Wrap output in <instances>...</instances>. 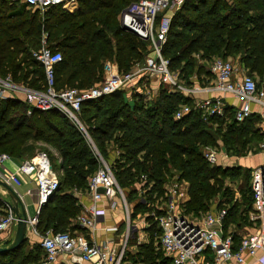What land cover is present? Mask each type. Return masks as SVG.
I'll use <instances>...</instances> for the list:
<instances>
[{
    "label": "trees",
    "instance_id": "1",
    "mask_svg": "<svg viewBox=\"0 0 264 264\" xmlns=\"http://www.w3.org/2000/svg\"><path fill=\"white\" fill-rule=\"evenodd\" d=\"M134 1L78 0V8L72 12L54 4L40 14L23 4L0 0V78L44 88L43 67L32 56L42 33L47 46L61 53L54 67L57 90L90 87L101 81L106 60L115 62L119 72L130 71L149 50L148 41L122 29L118 21L121 10ZM237 54L238 62L258 78L260 86L264 76V0H184L171 18L162 46V56L178 80L186 86L207 85L213 78L208 62L213 57L233 59ZM131 100L118 90L83 102L79 120L99 154L111 162L133 215L151 211L153 202L163 194L164 183L177 174V180L188 183L183 206L187 213L226 209L222 230L230 231L236 249L242 232L251 225V168L210 164L202 149L219 148L220 142L228 156L255 152L264 140L260 116L253 113L238 123L229 106L220 117L205 120L199 110L192 109L174 120L177 108L191 105L192 99L163 84L154 97L134 92ZM34 142L46 145L42 150L52 168L61 173L58 188L39 209L37 232H85L74 223L81 210L75 191L86 193L88 178L99 166L89 142L55 108L41 110L26 100L0 97V152L15 160L28 159L41 151ZM111 151L117 152L114 158ZM232 185H236L239 200ZM147 186L142 194L146 203H142L138 191ZM3 207L0 200V211ZM155 230V224L146 228L147 242L136 252L126 251L125 264H172L154 246ZM27 241L28 237L17 249L0 253V264H38L44 255L40 239L25 253Z\"/></svg>",
    "mask_w": 264,
    "mask_h": 264
},
{
    "label": "built area",
    "instance_id": "2",
    "mask_svg": "<svg viewBox=\"0 0 264 264\" xmlns=\"http://www.w3.org/2000/svg\"><path fill=\"white\" fill-rule=\"evenodd\" d=\"M10 1L23 4L27 8L37 9L40 14L54 4H60L63 9L72 12L78 4V0ZM183 1L137 0L121 10L118 16L119 24L122 22L134 30L137 36L149 42L148 53L142 62L135 64L128 72H119L115 62L106 60L101 81L90 87H66L57 90L54 86V67L61 60V53L47 46L46 34L42 33V45L32 51V56L43 67L44 88H28L23 84L13 83L9 77L0 78V97H13L15 93L21 92L25 94V100L38 109L55 108L83 134L95 153L99 166L88 178L86 189L91 202L88 206H82L74 223L91 235L97 228V221L105 215V209L99 207L97 202L106 199L109 201V207L113 208L115 205L113 198L118 195L124 209L123 230L118 231L117 226L109 228L118 232L120 246H116L114 240H104L102 244L96 243L84 232L47 231L44 235H40V245L44 255L38 264H50L58 255H68L70 264H125L123 260L125 253L131 252L127 246L137 247L147 242L146 228L152 224H155L157 229L153 233L154 246L169 258L172 264H227L229 262L246 264L245 254L251 256L254 263L264 264V165L251 169L249 186L252 192V203L248 212L251 225L242 232L240 244L233 249L232 234L230 231L224 233L222 230V220L226 209H214L199 215H189L183 207L185 202L180 197L182 188L187 182L177 180V174L164 183L163 194L153 202L151 211L137 212L133 215V208L129 207L125 193L114 176L111 162L99 154L86 128L79 120V111L83 102L118 90L123 91V96L128 101L134 92L147 98L154 97L158 89L154 91L152 87L147 88L146 85L153 84L154 79L169 90L175 88L192 99L191 105L182 104L177 108L173 115L174 120L181 119L192 109L199 110L205 120L212 116L220 117L230 106L225 100L226 96L241 102L239 106L233 108V119L236 122L244 121L253 113L260 116V113L253 111L250 105L255 103L264 107V76L258 86V78L249 74L238 60L213 57L208 62V71L213 78L204 86L183 85L176 73L169 70L168 60L162 56V46L166 41L171 18L180 9ZM140 82H144L145 85H140ZM201 92L213 93V95L197 98L195 95ZM258 148H264V142L260 143ZM216 150L209 146L202 149L203 157L210 164H215L220 157ZM37 153L31 158L17 160L14 163L15 159L7 153L0 152V168L6 162L14 163L6 176L2 171L0 172V179L13 187H18L22 184L21 176H28L33 184L36 210L32 216L27 217V229L29 227L35 234L39 209L58 188L61 175L52 168L45 151ZM222 155L226 158L232 157L228 156L225 150H222ZM140 179L145 181L146 176L141 174ZM99 188L103 191L98 192ZM148 188L149 186L138 191L142 203H146L142 194ZM147 217L152 220L148 222ZM16 220L10 207L4 214H0V235L8 239ZM139 228L145 231L140 230L137 233Z\"/></svg>",
    "mask_w": 264,
    "mask_h": 264
},
{
    "label": "crops",
    "instance_id": "3",
    "mask_svg": "<svg viewBox=\"0 0 264 264\" xmlns=\"http://www.w3.org/2000/svg\"><path fill=\"white\" fill-rule=\"evenodd\" d=\"M76 7L77 6H75V8ZM146 85L148 87H152V89L154 91H156L158 89V87L160 86L159 82H157V83L154 82L153 84H150V85L147 83ZM195 85L196 84H194V86ZM209 95H213V93L211 94V93L201 92V93H197L195 96L197 98H204V97H208ZM225 100L233 108L237 107L241 104V102L239 100H237L235 98H231L229 96H226ZM130 103H132V100ZM250 107L253 111L260 113L261 122L259 123V127L262 130H264V107H261L255 103H251ZM263 142H264V140L261 143H263ZM115 155H116V153L114 151H111V153H110L111 158H114ZM228 158H227L228 160H231L230 162H232L231 163L232 165H241V166L253 169L257 166L264 165V148H261V149L258 148L255 152H248L244 156H239V157H234V158L228 157ZM219 159H220V157H219ZM16 162H17V160H15L14 163H16ZM14 163L13 162L10 163L9 168L6 167V168L2 169V173L4 176L9 174V171L12 169ZM226 166H229V165H226ZM21 177H22V184L20 186H18V187H13L12 185L11 186L16 190V192L20 195V197L24 201V206H25L27 217H28V216H32L35 213L36 196L33 192V184H32V182H30L29 177L28 176H21ZM28 192H30V193H28ZM75 194H77L79 196L78 201H79L81 208L83 205L88 206L90 204L91 200H90V197L88 194H86V193L81 194L79 192H75ZM25 196L30 197L31 208H32L31 210L28 209V206L25 203ZM180 197L184 202L188 199V183H186V185L183 186ZM0 200L5 204V207H3L2 211H0V213H2L5 210H7V208L10 207V204H11V199H10L6 189L2 185H0ZM113 201L115 202V205L113 206V208L109 207V201L106 199H102L101 201L97 202V205L99 207H103L105 209V215H104V217H102L101 219H99L97 221V228L92 232L91 235L89 232H87V230L86 231L84 230L85 231L84 234H86L88 237H91L92 240H95L96 243H98L97 240L95 239L96 230L103 229L106 232H114L113 230L109 229V228H112V226L119 227L118 231L123 230L122 225H123V218H124V209H123L121 200L118 197V195H116V196H114ZM128 205H129V207H131V205L129 203H128ZM14 231H15V229H14ZM114 234H115V240L114 241L116 242L117 240H120L119 237L117 236L118 232H114ZM9 237H11V236H9ZM27 237L40 239V234L38 232L36 234L33 233L32 230L28 227ZM5 239H7L5 236L0 235V245L4 242ZM131 247H130V250H131V252H133L134 250H132ZM134 249H135V247H134ZM245 263L246 264H259L258 262L254 263V259L251 256H248L247 254H245ZM50 264H70L69 256L68 255H58L56 257V259L54 261H52ZM75 264H78V263H75ZM138 264H140V263H138ZM227 264H233V263L229 262Z\"/></svg>",
    "mask_w": 264,
    "mask_h": 264
},
{
    "label": "rangeland",
    "instance_id": "4",
    "mask_svg": "<svg viewBox=\"0 0 264 264\" xmlns=\"http://www.w3.org/2000/svg\"><path fill=\"white\" fill-rule=\"evenodd\" d=\"M78 8V4H77V7L74 9V10H76ZM73 10V11H74ZM41 37H42V35H41ZM41 37H40V39H39V43H37V47L36 48H34L33 50H36L37 48H39L41 45H42V41H41ZM32 50V51H33ZM238 54L237 55H235L234 57H233V59H231V60H238ZM232 58V57H231ZM31 76V75H30ZM154 82H158V80H156V79H154ZM142 83V84H141ZM17 84V83H16ZM19 84V83H18ZM94 84V83H93ZM140 85H145V83L144 82H140ZM26 87H28V88H31V86L29 87V85H27ZM147 88H148V86H147ZM13 97H16V98H19V100H25V94L24 93H21V92H18V93H15V95L13 96ZM153 97V96H152ZM151 97V98H152ZM130 102H131V100H129ZM35 143V142H34ZM35 145H37V146H40V148H41V151H43L42 150V148H45L46 147V145H44V144H41V143H35ZM219 145H220V147L219 148H215V149H217L216 150V152H218V154H219V156H220V159L218 158L217 159V161L215 162V164L216 165H222V166H226V165H232L231 163L232 162H230L231 160H228L226 157H224L223 155H222V150H224V148H223V146H222V144L219 142ZM50 149V148H49ZM39 151H40V149H39ZM36 154H38V153H36ZM35 154V155H36ZM35 155H33V156H35ZM9 164L6 162L5 164H2V166H1V168H0V172L2 171V169L3 168H6V167H8L9 168ZM241 166V165H240ZM242 167H244V166H242ZM250 183V182H249ZM232 188H234V197L235 198H237L238 200H239V198H240V196H239V193H238V191L236 190V185H232ZM216 200H217V197L215 198V200H213V203L215 204L216 203ZM25 203L27 204V206H28V209L29 210H31L32 208H31V200H30V197L29 196H25ZM213 204V205H214ZM199 214H202V212H200ZM199 214H197V215H199ZM189 215H192V214H190L189 213ZM14 229H15V226H13V230H12V232H11V234H10V236L12 237L13 236V233H14ZM140 230L141 231H143L142 229H138V231H137V233H139L140 232ZM244 230V229H243ZM48 231H50V230H48ZM144 231H145V229H144ZM143 231V232H144ZM143 234H145V235H147L146 233H143ZM145 235H143V236H145ZM11 237H9V238H11ZM8 238V239H9ZM95 239L97 240V242L99 243V244H102V242L104 241V240H115V234H114V232H106V231H104L103 229H99V230H96V232H95ZM37 242H39V239L38 238H31V237H28V241H27V245L25 246V248H24V251H25V253L27 252H29L30 250H32L35 246H36V244H37ZM115 245L116 246H120V241L119 240H117L116 242H115ZM140 245V244H139ZM138 245V246H139ZM137 246V247H138ZM130 247H131V245H128L127 246V248L128 249H130ZM137 247H135V249H134V247H131V249L132 250H134L133 252H136L137 250H138V248Z\"/></svg>",
    "mask_w": 264,
    "mask_h": 264
},
{
    "label": "water",
    "instance_id": "5",
    "mask_svg": "<svg viewBox=\"0 0 264 264\" xmlns=\"http://www.w3.org/2000/svg\"><path fill=\"white\" fill-rule=\"evenodd\" d=\"M120 27L124 30H128L134 34H137L134 30H132L122 22H120ZM0 185H2L6 189L11 199L10 209L17 218L13 236L9 239H5L4 242L0 245V253H6L14 249H17L26 239L27 231H28L27 214L24 206V201L22 200L20 195L16 192V190L3 179H0ZM102 191L103 190L101 188L98 189V192H102Z\"/></svg>",
    "mask_w": 264,
    "mask_h": 264
}]
</instances>
